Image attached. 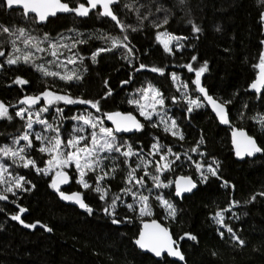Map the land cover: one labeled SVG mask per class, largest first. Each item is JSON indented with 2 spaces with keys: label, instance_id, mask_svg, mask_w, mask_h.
<instances>
[{
  "label": "trees",
  "instance_id": "obj_1",
  "mask_svg": "<svg viewBox=\"0 0 264 264\" xmlns=\"http://www.w3.org/2000/svg\"><path fill=\"white\" fill-rule=\"evenodd\" d=\"M112 11L121 29L97 14L83 18L56 15L37 24L32 15L24 16L18 8L6 11L0 0V26L13 33L0 27V51L4 53L0 55V102L8 108V115L0 117V149L12 145L25 131L28 118L17 116L16 109L26 97L40 96L38 104L47 109L42 111L45 120L58 121L64 132L71 118L83 112L102 120L105 112L113 110L138 116L129 101L146 85L160 93L168 118L176 122L172 131L179 135L138 116L142 129L114 135L121 152L102 153L100 168L86 173L90 188H80L73 181L72 169H65L69 180L64 190H79L91 212L58 200L50 175L37 171L47 154L40 151L38 140L30 137L32 145L22 155L35 165L25 168L20 158L16 162L7 159L12 182L9 186L0 183V195L7 196L0 199V264H264V195H260L264 193V88L258 93L248 90L261 63L264 0H118ZM193 25L200 31L195 32ZM19 28L25 33L17 39ZM160 31L180 36V45L165 51L156 39ZM29 37L32 41L43 39L44 44L57 39L66 43L64 48L73 57L69 65L74 78L64 80L39 70V66L48 67L46 47H31L39 53L31 54L25 62L23 56L29 52L23 38ZM113 38L118 41L116 47L110 42ZM99 49L109 50L99 52L93 60ZM16 57H20L16 64L7 63ZM205 62L207 70L201 74L200 84L225 104L232 124L255 138L261 154L235 160L228 129L217 124L204 103L189 112L182 90L198 94L196 71ZM171 75L178 77L179 86ZM17 77L27 83L16 84ZM45 91L98 102V107L63 100L48 104L41 96ZM18 141L20 148L28 143ZM154 144L158 145L155 156H164L167 169L158 171L152 161H145ZM129 147L134 154L125 157L122 152ZM197 164L202 166L199 170ZM209 165L217 170L215 176L208 172ZM129 172L134 178H129ZM104 173L108 175L99 181L106 190L102 200L94 189L97 176ZM198 173L208 179L198 178ZM178 174L189 175L196 182L193 191L180 198L173 195L172 184ZM19 177L24 180L20 181L22 187L16 188ZM138 179L142 183H137ZM7 187L13 191H5ZM140 196L148 198L150 216L139 214L136 200ZM157 196L173 206L175 215L158 203ZM234 201L238 203L233 205ZM21 208L25 211L20 212ZM225 209L223 224H218L215 214ZM15 215L23 223L12 219ZM145 218H157L169 228L184 263L166 255L155 259L135 247L132 239ZM32 224L36 226H26ZM224 225L244 243H238Z\"/></svg>",
  "mask_w": 264,
  "mask_h": 264
},
{
  "label": "snow or ice",
  "instance_id": "obj_2",
  "mask_svg": "<svg viewBox=\"0 0 264 264\" xmlns=\"http://www.w3.org/2000/svg\"><path fill=\"white\" fill-rule=\"evenodd\" d=\"M4 2L7 4L8 7H12L13 5H23L24 8V13L27 15V13L29 12H35L37 13V15L39 16V19L41 21H43L48 15H55L56 11H74L76 12L78 15L80 16H87L89 13V7L91 8H96L98 4L102 5L104 11L101 13V15H106V16H110L113 20H117L116 15H114V13L112 12L110 5L113 4L115 2V0H87L88 6L86 7L84 4H80L78 7L76 8H69V6L67 4H62L59 2V0H4ZM262 19H264V14H262ZM118 22V21H117ZM119 23V22H118ZM164 23H167V19H165ZM159 26V25H157ZM2 27V26H0ZM193 30L195 32H199L200 29L198 27H196L195 25H193ZM2 31L5 33H11L10 29L8 27H2ZM17 31L19 32V36H17V39H19L20 36H23L25 33V30L23 28H19L17 29ZM166 35L164 33L158 34L157 39L161 40V43L164 44V48L165 51H170L169 46H168V41L167 40H162L161 36ZM47 38V37H45ZM34 38L29 37L28 39L24 40L25 44H30L32 42ZM124 39L126 40L127 37L125 36ZM169 39H173L172 37H169ZM13 44H15V41H13ZM34 47H36V45H33ZM117 46V41L115 38H113V47ZM125 47H127L125 45ZM18 51V49H16ZM109 49H99L97 50L96 53H93V60H95V57L99 54V52L101 51H108ZM129 51H131V49H129ZM0 55H4V53L2 51H0ZM53 55H55V52H53ZM20 59V57H16V58H10L7 60L8 64H16L18 62V60ZM31 59V53L25 54L23 56V60L25 62H29ZM193 60H196V57L193 56L192 57ZM72 61H69V63H71ZM261 68H262V75L259 77L258 82L261 84H264V55H262L261 57ZM144 65H141V68H143ZM189 70L191 71L192 68L190 65H188ZM39 70L41 71H45L46 75H57V73H48L46 70L43 69V66H39ZM207 70V63L205 62V64L196 71V80L194 81V83L197 85V87L199 88V91L201 93H204L205 97L208 99V101L213 105L214 109L217 111V115L221 117L222 121L227 123V120L225 118L224 115V106L222 104H218L215 100L212 99V97L207 96V93L205 91V89L203 87H200V76L203 72H205ZM153 71H161L160 69H156L154 68ZM75 74L73 73L72 75H65L62 76L61 79L64 80H72L74 78ZM78 78V77H76ZM16 84H25L27 83V81L23 80L20 77H17L15 80ZM252 88H257V83H253L251 85ZM257 90H259L257 88ZM149 92L152 93V99L154 100V103L151 105V107L153 108V110H155V105L156 104H163V99H160V93L158 91H156L155 89L151 88V86H149V88L144 89V99L148 98V94ZM110 94V93H109ZM41 96H43L44 98L47 99V103L51 104L53 102V100H63L65 103L67 104H72V103H85V104H91V106L93 108H97L98 107V102H93V101H85V100H73L71 97L69 96H62V95H57L54 94L52 92H48L45 91L44 93L41 94ZM41 97L37 96V97H26L22 103H27V104H35L38 100H40ZM129 103H136L139 104V101H129ZM193 106L195 107H200V103L197 100H191L189 102V112H191L193 110ZM141 112L140 114L142 116H144L146 119H150L152 113L151 112H145L144 111V106L141 105ZM41 111H47V109H41ZM23 112L24 109H21L20 111H18L16 113L17 116H23ZM8 115V108L2 103L0 102V117H4ZM109 120H113V122L115 123L116 127L115 129H111V128H107V127H100L99 131L101 133L100 138H97V133L93 132L92 133V147L89 148L87 146L80 148V147H75L76 145L79 144L80 140L84 139L83 137H79V138H73L69 141H67V146L68 147H75V151H69L66 153L61 154V145H62V141L59 138V136L54 137L52 140L48 141V145L49 146H44L40 148L41 152H47L49 154H52V158L50 160L47 161V168L45 169H37L38 172H43L44 174H47V172L49 170H51L52 168H57V169H62L63 167H66L70 162H74L75 166L79 172V177L80 179L78 180V183H80L82 185V187H84L85 189H88L91 187V185H89V183H87V181L84 179V177L86 176V173L88 171H95L96 169L100 168L101 165V160L103 159V157L101 158H95L94 154L97 152H104V151H108V152H121V147L122 146H116L115 145V136H114V132H129L132 130H137L139 131L140 129H142L143 125L139 123V121H137L135 119V117H133L131 114L127 115V116H122L120 113H112V114H108L107 117ZM76 119H81L83 120L84 124H89L90 121L83 117H76ZM37 122L41 123V124H46V121L44 120H40L37 117ZM28 129L32 128V121L31 119H29V123L27 125ZM48 128H51V125H47ZM92 127L95 128L96 124H92ZM176 128V122L172 121V126L171 128H165V131H172V129ZM83 129H81L82 131ZM172 134L175 135H179V133L177 131H172ZM236 133H234V137H235ZM241 136H243V133H240ZM181 139H183V136H180ZM20 139L27 141V145L25 146V148H20L18 151H14L11 148L5 147L0 149V152L3 153L4 156H12V157H17L19 156L20 160L23 161V167L28 168L29 166H34L35 162L31 159H26L22 153L25 151V149L27 147H31L32 142L29 139V135L26 132L22 137H20ZM37 140H41L42 137L40 135L36 136ZM18 142V141H17ZM234 143H237V141L234 139ZM154 150H158V145H153L152 146ZM196 149H193V151H195ZM261 149L259 147L256 146V143L254 140H252L251 138H247V147L244 148L243 151H241L239 145H237V155L238 156H242L244 154L247 155H252L254 152H260ZM169 152H171V149H169ZM55 153V154H53ZM81 153H83L84 155L82 156ZM134 153L131 151V148L129 147L128 151H124L122 152V155H124L125 157H129L132 156ZM178 158V157H177ZM161 160H164V156H161ZM164 169H167L169 167L168 164H165ZM202 166L197 164V169L199 170ZM157 170L161 171L162 169L160 168V165L157 164ZM7 171L6 168H0V172H4ZM135 171V170H133ZM208 172L212 175L215 176L217 174V170L215 168H213L211 165L208 166ZM147 175V173H145ZM108 173H104L103 175L97 176V186L94 189L97 193H100V198L103 200L105 198L106 195V190L102 189L99 186V181L103 180L105 178V176H107ZM203 176V174H202ZM129 178H134L132 175V172H129ZM155 180H158L159 177H154ZM186 181V186L182 187L180 182L177 181V195H180L182 192H190L193 188L196 187V185L187 178H182ZM204 180H207L208 177L207 176H203ZM24 180L23 177H19L16 181L15 187L16 188H20L22 187L20 181ZM3 182V178L2 176H0V183ZM68 182V175L67 173L61 171H57L56 173V178H53L51 187L53 189H56L59 192V195L62 199L64 200H70V201H74L75 203H77L81 208H84L86 210H88L89 212H91V209L88 208V206L84 203V200L82 198V194L81 193H72L71 195H67L64 192L59 191V185L60 184H65ZM137 183H142V179H138ZM157 187H160V184L156 185ZM165 187L167 185H164ZM5 191L7 192H12L13 189L12 187H8L5 189ZM122 191H131V189H124ZM133 195H135V193H133ZM260 195H264V193H260ZM255 197H253L254 199ZM0 199H7V196L5 195H0ZM118 199V197H117ZM139 199L141 201H147V197L145 196H140ZM164 204L167 205V207L170 209L169 214L170 215H175V210L173 208V206L171 204H169L167 201H163ZM238 202L234 201L233 205L237 204ZM113 204H115V200H113ZM132 206L129 205V208H131ZM231 207V206H230ZM145 208H141V214H144L145 212ZM228 209L222 210L220 212H217L215 214V216L219 219H217V223L218 224H223V211H227ZM25 209L21 208L20 212H24ZM105 211L107 212L108 209H105ZM12 219L14 220H20V216L19 215H15L12 217ZM21 223H23L22 220H20ZM114 223H116L117 221H113ZM27 227H35L36 225L32 224V225H26ZM225 227H227L226 225H224ZM148 226L145 225V228H147ZM157 228H159L158 225H156ZM48 231H51L52 229L48 228ZM227 231L229 233H232L233 238L235 240L238 241V243H240L241 245L244 243V241L240 240L239 237H237L235 235V233L233 232V229L231 227H227ZM160 232L163 233V236L166 239H161L159 236H157L156 234H146L145 232H141L140 234V238L138 240H136V244L140 247V248H147L148 250L152 251L156 256H160L162 250H167L168 254L171 256H176L179 257L181 260L184 259L183 255L181 254V252L177 249H173L172 247V241L171 238L167 236V232L164 229H160ZM189 235L190 239L195 240L196 237L190 234H186ZM221 235H223V233H221Z\"/></svg>",
  "mask_w": 264,
  "mask_h": 264
},
{
  "label": "rangeland",
  "instance_id": "obj_3",
  "mask_svg": "<svg viewBox=\"0 0 264 264\" xmlns=\"http://www.w3.org/2000/svg\"><path fill=\"white\" fill-rule=\"evenodd\" d=\"M161 33L166 34V35L161 36V39L168 41L169 49H171L172 47H178L180 45L181 37L174 35V34H171V33H168L166 31L158 32L156 34V39H157L158 34H161ZM169 37H172L173 39H169ZM23 40H26V39L23 38ZM42 40L43 39H41L39 41H32L33 43L26 44L27 45V47H26L27 52H29L31 54L36 53V52L39 53V49H38V51L32 50L31 47H34L33 45H37L40 49H43V47H46L47 48L46 52L49 54V58L46 59L47 60L46 66H48V67H47V69L44 67V69L47 72L57 73V75L59 77L65 76V75H72L73 73H75L74 70L72 69V67L69 65V61H72L73 57L68 53L67 49L64 48V46L68 47V45L66 43L61 42L60 39H57L55 41H47L45 44H44V42H42ZM118 40H120V39L118 38ZM116 41H117V39H116ZM157 41L164 48V44L161 43V40L157 39ZM110 42H111V44H113V39ZM53 52H55V55H53ZM0 64H2L1 61H0ZM171 77H172V80L174 79L176 85L179 86V82L176 80V79H178V77L176 75H171ZM149 86H151V85H146L145 87H143L142 90L137 94V97L132 100V101H139V104L133 103L134 108H135L138 116H140L142 120L149 121L151 124L157 123L159 125H162L164 128H166V127L171 128L172 119L170 117L168 118L167 112H166L167 111L166 107L163 104L162 105L156 104L155 110H153L151 105L154 103V100L152 99V93L151 92H149L147 99L143 98L144 89L149 88ZM151 88L155 89L153 86H151ZM182 95H183V97H184V99L188 105H189V102L191 100H197L199 103L202 102V100L200 99L198 94L190 95L185 89L182 90ZM159 98L161 99V97H159ZM44 99L47 100L46 98H44ZM141 105L144 106L145 112H151L152 113L150 119H146L144 116H142L140 114V112H141L140 106ZM21 109H24L23 114H25V116L28 118V123H29V119H31L32 128L28 129V127H27L28 123H27V125L25 126L24 133L17 136L16 138H14L12 140V145L7 146L8 148L13 149L14 151H18L20 149V147L22 146V144H20V142H19L21 140L18 141V139L20 137H22L26 132L28 133L29 138L32 137L35 140H37L36 139L37 135H40L42 137L41 140H38L40 148L44 147V146H49L48 141L52 140L56 136H59V138L62 141L61 154H63V153L69 152V151H75V147L83 148V147L87 146V147L91 148L92 147V133L96 132L97 138L99 139L101 136V133L99 131L100 127L110 128L107 124H105L103 122V120L101 118H97L95 116H92L90 113H84L83 112V113L74 115L70 120V124H69L68 128L64 129V132H62V131H60V126H58V124H57L58 121L52 122L50 120H45L44 115L41 111V109H45V108L40 106V104H38V101L35 104H31V105L21 102V105L18 106L16 111L18 112ZM80 116L87 118L90 121V123L84 124L83 120L76 119V117H80ZM37 117L40 120L46 121V124L38 123ZM93 123L96 124L95 128L92 127ZM56 124H57V126H56ZM47 125H51V128H48ZM81 129H83V130L81 131ZM79 137H83L84 139L80 140L78 145H76L75 147H68L67 146V141H69L73 138H79ZM106 152H108V151L97 152L94 154V157L99 158L102 153H106ZM45 153L47 154V158H46L44 164L39 169L47 168V161L52 158V154H49L47 152H45ZM156 153H157V150H154L153 147H151L148 154L146 155L145 161H152L156 167H157V164H159L160 168L164 169L163 166L166 164V162H165V160H161L162 155H159V158H157L155 156ZM53 154H55V153H53ZM81 155L83 156L84 154L81 153ZM7 159L12 160V162H16L19 159V156H17V157L4 156L3 153L0 152V168H6L7 169V171L0 172V176H2V178H3V182L1 184H3V185L8 184L7 186H9V183L12 182L13 175H11V171L9 170L10 165H9ZM69 168H71L72 171L74 172V177H73L74 183L79 185L80 188H83L82 185L80 183H78V180L80 179V177H79V172H78L74 162H70L66 167H63L62 169L52 168L51 170H49L47 172V174H49L51 176L52 174H54L55 172H57L59 170L69 169ZM197 177L201 178L202 174L198 173ZM84 179H85V177H84ZM16 181H17V179L15 180V182ZM157 199H158V203L160 205H162L164 208H168L167 205L163 203V201H166L164 198H162L161 196H157ZM136 202L138 204V212L141 216H150L151 215V211L147 205V201H141L138 198L136 200ZM141 208L146 209L144 214H141Z\"/></svg>",
  "mask_w": 264,
  "mask_h": 264
},
{
  "label": "water",
  "instance_id": "obj_4",
  "mask_svg": "<svg viewBox=\"0 0 264 264\" xmlns=\"http://www.w3.org/2000/svg\"><path fill=\"white\" fill-rule=\"evenodd\" d=\"M4 1V0H3ZM60 3L62 4H67L66 2L64 1H61L59 0ZM85 3H78L76 4V6H69V8H76L78 7L80 4H84L86 7H89L88 6V3H87V0H84ZM118 2V0H115V2L113 4L110 5V8L112 7V5L116 4ZM5 4V8H6V11L12 9V8H18L21 10L22 14L24 16H27V15H32L34 17V21L37 23V24H42V23H45L46 20L48 18H51V17H54L56 16L57 14H73L75 17H85V16H80L78 15L76 12L74 11H56L55 15H48L43 21H41L39 19V16L37 15V13L35 12H29L27 13V15L24 13V8H23V5H13L11 8L7 6V4L4 2ZM99 7V11H98V14L101 16V17H105L107 19H109L112 23H114L119 29H121V26L120 24L117 22V20H113L110 16H106V15H101V13L104 11L102 5L98 4L97 5ZM94 8H91L89 7V11L92 10ZM112 10V8H111ZM113 12V11H112ZM264 14V11L263 13ZM115 15V14H114ZM261 20L264 21V19H262V15H261ZM260 44H261V47H260V54L261 56L264 55V39H262L260 41ZM261 63L258 65V68H257V71L253 77V79L249 82L248 84V90L250 92H253V93H258L262 90V88H264V84H261L258 82L259 80V77L262 75V68H261ZM2 68V65L0 64V69ZM253 83H257V88L259 90H257V88H252L251 85ZM196 86V91L200 97V99L202 100V102L204 103V105L208 108V110L210 111V113L213 115V117L215 118L216 122L218 125L220 126H223L225 128L228 129V136H229V145H230V148H231V152H232V156L235 160L237 161H240V160H243L245 158H252L256 155H259L262 153V149L260 148V146L257 144L255 138L248 134L247 131L242 128V127H237L236 125L232 124L229 120V117H228V113L226 111V107H225V104L219 100L218 98L214 97L213 95L209 94L206 89L200 84V87H203L207 93V96H210L212 97L213 100H215L218 104H222L224 106V115H225V118L227 120V123L223 122L221 117L217 115V111L214 109L213 105L208 101V99L205 97L204 93H201L199 91V88L197 87V85L195 84ZM112 113H120L122 116H127L129 114H131L133 117H135V119L137 121H139L140 124H142L141 120L139 119V117L131 112V111H122V110H113V111H107L103 114V121L105 124H107L111 129H115L116 125L115 123L113 122V120H109L107 117H108V114H112ZM137 130H132V131H129V132H114L115 135H130L134 132H136ZM234 133H236L235 137H234ZM240 133H243L244 135L241 136ZM247 138H251L252 140L255 141L256 143V146L259 147L261 149L260 152H254L252 155H247V154H244L242 156H238L236 153H237V145H239L241 151L244 150L245 147H247ZM234 139L237 141V143H234ZM61 171V170H59ZM63 172L67 173L68 175V180H69V173L67 170L63 169L62 170ZM56 173L55 172L54 174H52L50 176V185L52 184V181H53V178H56ZM182 178H187V179H190L195 185H196V182L195 180L189 176V175H185V174H178L175 176V178L173 179V195L177 198H180L182 197L184 194H188L190 193L191 191H193V189L190 191V192H182L180 195H177V181L180 182L181 186L184 187L186 186V181ZM66 185L65 184H60L59 185V191L61 192H64L65 194L67 195H71L72 193H81L79 190H70V191H66L64 190V186ZM52 188V187H51ZM52 190L55 192L57 198L59 201L65 203V204H69V205H72V206H75L77 208H81L77 203H75L74 201H70V200H64L60 197L59 195V192L56 190V189H53ZM85 203V202H84ZM145 225H147L148 227L145 228ZM156 225L159 226V228L156 227ZM160 229H164L166 230L167 232V236L171 238V241H172V247L173 249H177L181 252L180 248L176 245V241L175 239L173 238L169 228L167 226H165L159 219L157 218H145L143 220H141L140 224H139V228H138V231H137V234L136 236L132 239V243L135 245V247L137 249H139L141 252H144V253H147L149 255H151L152 257H154L155 259H159L161 258L163 255H166L167 257H169L170 259H173L179 263H184V259L181 260L179 257H176V256H171L168 254V251L167 250H162L161 252V255L160 256H156L152 251L148 250L147 248H140L137 244H136V240H138L140 238V234L141 232H145L146 234H156L157 236H159L162 240L163 239H166L164 236H163V233L160 232ZM182 254V252H181ZM183 255V254H182ZM184 257V256H183Z\"/></svg>",
  "mask_w": 264,
  "mask_h": 264
},
{
  "label": "flooded vegetation",
  "instance_id": "obj_5",
  "mask_svg": "<svg viewBox=\"0 0 264 264\" xmlns=\"http://www.w3.org/2000/svg\"><path fill=\"white\" fill-rule=\"evenodd\" d=\"M61 1H64L66 2L69 6L73 7V6H76V4L78 3H85L84 0H61ZM112 8V7H111ZM98 11H99V7L97 6L96 8L92 9L89 11L88 15L89 14H98ZM57 15H65V14H57ZM72 16H74L73 14H70ZM100 16V15H99ZM75 17V16H74ZM86 17V16H85ZM52 18V17H51ZM75 18H83V17H75ZM47 21V20H46Z\"/></svg>",
  "mask_w": 264,
  "mask_h": 264
}]
</instances>
